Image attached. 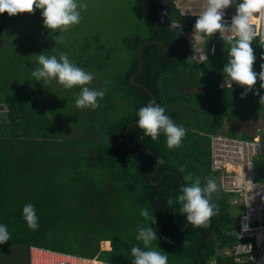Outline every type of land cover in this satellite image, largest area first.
I'll list each match as a JSON object with an SVG mask.
<instances>
[{
    "label": "trees",
    "instance_id": "obj_1",
    "mask_svg": "<svg viewBox=\"0 0 264 264\" xmlns=\"http://www.w3.org/2000/svg\"><path fill=\"white\" fill-rule=\"evenodd\" d=\"M135 3L144 18L146 31L123 38V44L129 51V61L114 76L118 97L130 105V110L104 129L101 141H90L80 149L72 147L69 142L67 144L68 149L77 152L72 159L80 168L78 180L90 178L87 190H92L91 185H100L105 188L103 196L113 197L107 204L112 218L100 231L91 221L74 223L75 220L69 219L83 218L82 215L56 211L62 206V201L47 186L54 180L65 184L68 181L65 174H69L59 166L64 155L60 157L50 152L51 139L60 133V127L54 124L57 110H52L43 100L42 106L39 105V101L32 97L34 94L24 86L23 92H19L16 84L4 79L0 86V105L6 107L0 120V186L3 183L1 172L8 165L15 168L17 179L14 182L27 179L30 185L38 187L31 194L34 200L25 201L18 209L11 210L6 224L29 229L23 217V207L31 203L38 216L39 229H46L49 224L63 228L73 224L74 228L80 227L82 233L75 239L40 236L30 239L29 242L34 244L29 245L93 257L105 252L101 250V242L110 240L112 249L106 252L117 250L119 264H132L131 248L143 247L142 242L136 240V235L138 227H143L145 223L141 209H146L156 218V223L149 226H156L158 233L167 241L170 264H209L214 255L217 264H255L235 261L231 255L221 257L216 254L221 248L237 243L234 235L226 232L228 225L235 229L238 219L227 210L224 193L217 197L212 194L211 202L217 205L218 210L206 228H194L187 224L186 215L178 211L175 198L186 184V175L199 178L201 186L206 184L207 178L214 179L216 172L211 170V134L251 139L258 129L264 127V105L259 103V96L255 94L258 90L260 95H264L259 76L253 91L241 98L239 95L244 88L223 73L230 46L220 38L219 33L210 38L202 35L208 59L203 58L199 62L189 60L190 40L186 34L194 32L199 15L182 13L172 0H135ZM168 3H171V8H168ZM256 21L255 18L253 22ZM94 39L85 42V48L90 50L88 56L70 62L84 68L104 66L108 53L113 49L101 46L99 50ZM251 46L256 57L253 71L259 74L260 66L264 64L261 59L264 42L257 35ZM210 48L213 49L211 52ZM103 52L102 57H97ZM11 76L17 82L20 80L15 73H6L7 78ZM223 78L228 79L229 85L220 87ZM254 97L259 114L246 115L245 110L253 104ZM151 101L164 107L165 114L186 129L179 148L169 150L163 133L157 141H153L136 125L139 109ZM235 107H239L237 112ZM196 111L199 117L195 122L185 121L193 118ZM260 139L264 140V134L260 135ZM60 145L64 149L62 142ZM18 149V156L22 158L17 156V160L12 161L10 150ZM158 157L163 159L162 165H156ZM32 163L34 172L28 176L26 170ZM181 168L184 170L181 171ZM96 169L100 174L93 172ZM23 171H26L24 176L20 174ZM255 171L257 179H264V160L255 167ZM170 197L174 200L173 206L167 204ZM134 221H139V226L129 230Z\"/></svg>",
    "mask_w": 264,
    "mask_h": 264
},
{
    "label": "rangeland",
    "instance_id": "obj_2",
    "mask_svg": "<svg viewBox=\"0 0 264 264\" xmlns=\"http://www.w3.org/2000/svg\"><path fill=\"white\" fill-rule=\"evenodd\" d=\"M77 2L86 5L83 9L78 8L81 14L80 23L63 33L59 30L52 32L47 29L42 19V10L39 9H36L32 14L22 13L15 16H9L6 12L0 14V86L4 79L8 80L7 82L10 84H16L19 92H23L22 86H24L34 94L32 97L39 101V105L42 106L43 100V103H47L52 110H57L54 124L60 127V133L51 139L50 152L60 157L64 155L63 162L59 166L61 170L67 171L69 174H65L68 179L65 184H58L60 182L54 180L47 187L52 188L51 191L58 194L59 201H62V206L56 211L82 215L83 218L69 219L75 220L74 223L80 220L91 221L102 231L106 221L112 218V211L107 204L109 200H113V197L103 196L105 188L100 185H91L90 189L92 190H87L89 188L86 186L91 182L90 178L86 177L83 181L78 180L80 168L75 165L72 159L77 152L68 149L67 144L69 142L72 147L80 149L83 146L85 148L90 141H101L104 138L102 136L104 129L130 110V105L122 102L118 97L119 92L114 84V76L124 69L129 61V51L123 44V38L135 32H145L146 25L135 0H77ZM228 9L236 10L235 4ZM189 35L191 44L189 45L188 58L190 61L199 62L203 59L204 54L208 53V49L204 45L205 39L202 34L189 33ZM93 37L95 38L94 44L99 47V50H101V46L113 50L108 53L104 66L95 69L80 68L93 74L94 78L87 86L95 90H104L105 96L102 99L98 98L99 107L97 109H79L76 107L75 100L80 93V87L68 90L55 80L50 84H43L42 81L41 83L35 81L31 73L39 67L36 56L41 53L49 57L54 55L57 59L61 53H64L69 60L77 61L81 56H88L90 50L85 48V42L87 39L93 41ZM91 52L94 53V51ZM209 52H211V48ZM104 54L105 52L97 57H102ZM6 73L8 75L15 73L20 80L17 82L14 80L16 78L12 76L7 78ZM228 85V79L223 78L220 81V87ZM239 96L242 97V95ZM255 102L254 97L251 107L249 106L245 110L246 115L259 114L255 108L257 107ZM238 109L239 107H235L234 111L237 112ZM197 117H199L198 111H196V115L193 112V118L185 121L193 123ZM60 140L64 149L60 145ZM10 151V158L14 161L20 150ZM261 157L263 156H254L255 167L263 162L264 158ZM31 162L34 163V160ZM33 163L30 169L26 170L28 176L34 172ZM7 169H9V173L6 172ZM14 169L7 165L1 172L3 183L0 186V195H2L0 197V225L7 226L10 241L0 244V264H28V245L34 244V242H29L30 239L40 236L53 237L54 235L75 239V236L82 233L79 230L80 227L74 228L73 224L67 228L49 224L46 229L38 228L37 230H26L17 225H7L6 218L11 210L18 209L25 201H33L34 197L31 194L35 192V188H38L35 184L30 185L27 179L14 182L13 180L17 179ZM26 171L20 172V174L24 176ZM93 172L98 173L99 169L93 170ZM41 173L43 174L42 169ZM219 174L216 172L214 176L217 184V191L213 193L214 197L221 194ZM11 178L12 180H10ZM28 179L31 180L29 177ZM254 180L258 179L254 177ZM230 197L231 194H227L226 201H229ZM231 214L239 219L240 209H232ZM60 220L61 218H59ZM139 224V221H134L129 230L137 228ZM151 227L156 231L158 238L152 247L167 255L165 237L158 233L156 226L152 225ZM237 231V223H235V229H231L229 225L226 227L228 234L235 235ZM102 247L110 248V242L103 243ZM98 257L106 263H119L117 250L100 252ZM168 264H170L169 259Z\"/></svg>",
    "mask_w": 264,
    "mask_h": 264
},
{
    "label": "clouds",
    "instance_id": "obj_3",
    "mask_svg": "<svg viewBox=\"0 0 264 264\" xmlns=\"http://www.w3.org/2000/svg\"><path fill=\"white\" fill-rule=\"evenodd\" d=\"M234 4L236 14L227 22L224 19L225 9ZM85 7L86 5L78 4L77 0H0V14L5 12L9 16L22 13L32 14L36 9H39L42 10L44 26L52 32L59 30L61 33L80 23L81 14L78 8L83 9ZM258 14L264 17V0H239V2L237 0H205L204 10L196 20L194 32L186 34V37L190 40L189 33L202 34L209 38L219 33L220 38L230 46L228 62L223 68V73L232 82H236L244 88L241 98H245L248 92L253 91L257 83V75L261 81L260 88L264 89V64H261L259 74L253 71L256 57L251 45L257 36L253 20ZM202 58H207V56L204 54ZM36 59L39 67L31 73L35 81L50 84L55 80L68 90L80 87V93L75 100L76 107L92 110L99 107L98 98L102 99L105 96V91L91 89L87 86L94 78L92 73H88L75 63L70 62L68 56L64 53L60 54L59 59L54 55L49 57L43 53L38 54ZM261 59L264 60V56H261ZM255 94L259 96V103L264 105V95H260L258 90ZM137 115L136 125L143 130L145 136L157 141L160 134L163 133L166 136V145L169 150H175L181 146L182 139L186 135V129L175 124L165 114L164 107L159 106L155 101H151L147 106L141 107ZM261 129H258L256 134L259 138L261 134H264ZM260 156L264 157V155ZM163 163V159L158 157L156 165H162ZM183 170L181 168V171ZM211 170L214 171L212 168ZM214 172L220 173V171ZM253 176L256 177L254 161ZM184 179L186 184L180 189L181 194L175 198V203L179 205L178 211L186 215L187 224L194 228H206L211 218L217 214V205L211 202L212 194L217 191V184L212 177L207 178L204 186H201L199 178L194 179L191 174L186 175ZM218 179L221 193L226 196L227 193L222 189L221 173ZM226 203L228 205L227 201ZM167 204L173 206V198L170 197ZM227 208L229 211V207ZM140 214L144 217L145 223L143 227H138L136 240L142 242L143 247L134 246L131 248V255L134 258L132 264H168V256L152 247L158 239L156 231L149 226L156 223L155 216L146 209H141ZM23 217L29 229H38V216L33 204L29 203L23 207ZM243 227L245 231L248 230V225ZM8 241H10V234L7 226L0 225V244ZM103 241L101 242V250H111V241V247L107 249L102 247ZM93 257L101 260L98 256ZM101 261L105 262L104 260Z\"/></svg>",
    "mask_w": 264,
    "mask_h": 264
},
{
    "label": "built area",
    "instance_id": "obj_4",
    "mask_svg": "<svg viewBox=\"0 0 264 264\" xmlns=\"http://www.w3.org/2000/svg\"><path fill=\"white\" fill-rule=\"evenodd\" d=\"M257 35L264 42V17L258 15ZM231 23V21H230ZM213 49H211L212 51ZM264 133V127L261 129ZM211 168L220 171L222 189L231 194L229 211L240 209L237 222V243L216 252L221 257L231 255L238 262L264 264V179L254 180L253 158L264 155V140L223 134L210 135ZM248 225V230H244ZM28 264H112L97 257H83L41 246H28ZM209 264H217L214 255Z\"/></svg>",
    "mask_w": 264,
    "mask_h": 264
},
{
    "label": "crops",
    "instance_id": "obj_5",
    "mask_svg": "<svg viewBox=\"0 0 264 264\" xmlns=\"http://www.w3.org/2000/svg\"><path fill=\"white\" fill-rule=\"evenodd\" d=\"M172 1L180 9V11L184 14L200 15L202 14L204 7H205V0H172ZM225 13L226 14H225L224 19L228 22L236 14V10L235 9L229 10L227 8L225 9ZM5 111H6V107L1 104L0 105V120H2L1 118ZM106 242H110V241H103V243H106Z\"/></svg>",
    "mask_w": 264,
    "mask_h": 264
},
{
    "label": "water",
    "instance_id": "obj_6",
    "mask_svg": "<svg viewBox=\"0 0 264 264\" xmlns=\"http://www.w3.org/2000/svg\"><path fill=\"white\" fill-rule=\"evenodd\" d=\"M171 6H172L171 3H168V8H171ZM258 15H259V14H258ZM258 15H257V16H258ZM254 25H255V27H256V31H257V25H256L255 23H254Z\"/></svg>",
    "mask_w": 264,
    "mask_h": 264
},
{
    "label": "bare ground",
    "instance_id": "obj_7",
    "mask_svg": "<svg viewBox=\"0 0 264 264\" xmlns=\"http://www.w3.org/2000/svg\"><path fill=\"white\" fill-rule=\"evenodd\" d=\"M254 23V22H253ZM103 245V244H102Z\"/></svg>",
    "mask_w": 264,
    "mask_h": 264
}]
</instances>
